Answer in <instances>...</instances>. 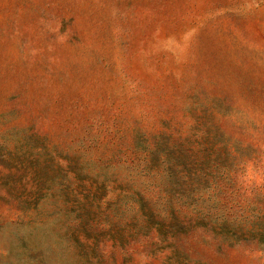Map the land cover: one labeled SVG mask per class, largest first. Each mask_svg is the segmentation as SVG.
Returning <instances> with one entry per match:
<instances>
[{
    "label": "rangeland",
    "instance_id": "obj_1",
    "mask_svg": "<svg viewBox=\"0 0 264 264\" xmlns=\"http://www.w3.org/2000/svg\"><path fill=\"white\" fill-rule=\"evenodd\" d=\"M0 264H264V0H0Z\"/></svg>",
    "mask_w": 264,
    "mask_h": 264
}]
</instances>
